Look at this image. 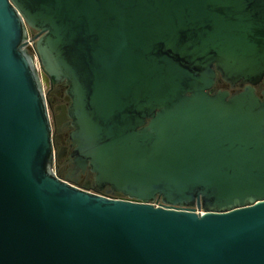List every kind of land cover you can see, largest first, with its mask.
Instances as JSON below:
<instances>
[{"label":"water","instance_id":"water-1","mask_svg":"<svg viewBox=\"0 0 264 264\" xmlns=\"http://www.w3.org/2000/svg\"><path fill=\"white\" fill-rule=\"evenodd\" d=\"M0 264H264V0H0Z\"/></svg>","mask_w":264,"mask_h":264},{"label":"flooded vegetation","instance_id":"flooded-vegetation-1","mask_svg":"<svg viewBox=\"0 0 264 264\" xmlns=\"http://www.w3.org/2000/svg\"><path fill=\"white\" fill-rule=\"evenodd\" d=\"M31 34L36 32L31 30ZM243 88L235 85L231 87L230 84L224 81H217L215 83L216 91H227L230 95L240 92ZM66 86L63 83L57 85H49L45 87L44 93L48 100V113L51 121V132L53 140L54 158L52 168L57 175L66 181L74 183L78 186H86L89 189L101 195L108 197L125 199L126 197L117 191V187H113L108 183L97 184L96 174H93L89 165L84 168L77 167L71 158V153L75 146L72 145L70 134L74 130L71 121L67 115V108L69 106L68 97L65 94ZM257 95L261 94L259 86H255ZM174 208H185L179 206H172Z\"/></svg>","mask_w":264,"mask_h":264},{"label":"built area","instance_id":"built-area-1","mask_svg":"<svg viewBox=\"0 0 264 264\" xmlns=\"http://www.w3.org/2000/svg\"><path fill=\"white\" fill-rule=\"evenodd\" d=\"M33 37H34V35L31 34V30L27 29L26 30V39L24 41L25 42L24 47L29 46L31 51H32V53H33V55H34V39H33ZM34 58H35V55H34ZM35 62H36L35 68H36L37 72L40 75L41 74V70H40V67L38 65V62H37L36 58H35ZM43 89L45 90V88H43Z\"/></svg>","mask_w":264,"mask_h":264}]
</instances>
